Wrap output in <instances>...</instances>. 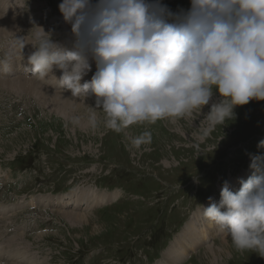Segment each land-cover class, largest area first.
I'll return each mask as SVG.
<instances>
[{
	"label": "rangeland",
	"instance_id": "obj_1",
	"mask_svg": "<svg viewBox=\"0 0 264 264\" xmlns=\"http://www.w3.org/2000/svg\"><path fill=\"white\" fill-rule=\"evenodd\" d=\"M4 1L6 9L0 6V14L7 18L15 14L17 22L24 25L19 33L0 36L9 48L24 45L21 54H25L26 46L30 53L35 34L40 31L36 27L50 33L53 41L71 48L70 25L64 23L57 7L61 0ZM161 2L173 12L190 6V0ZM5 48L0 47V57L7 55ZM6 59L13 62L10 56ZM90 63L96 71L95 63ZM24 71L14 70L9 77L21 73L42 82ZM92 75L88 72L85 76ZM0 86V264H162L156 261L164 253V264H169L170 254L179 251L176 239H182V228L188 223L187 232L197 231L203 242L196 250L186 251L190 255L180 259V264H264V257L255 252L237 251L230 238L219 235L210 224L208 237L200 229L201 218L206 220L200 205L207 207L209 197L218 202L224 182L230 185L235 181L238 185V179L246 180L252 173L250 156L264 155V147L260 146L264 140V100L236 107L233 120L217 125L203 137L201 130L207 126L203 114L209 105L199 117L162 119L115 132L102 122L94 129L89 126L87 117L89 107L95 106L94 97L78 99L80 110L61 114L33 95L26 97ZM47 86L71 96L69 91ZM216 98L214 93L213 100ZM73 117H79V123H74ZM98 117L102 121L103 113L98 111ZM145 131L151 133V141L135 146L133 138ZM219 175L222 177L216 179ZM224 176L225 180L220 181ZM219 181L222 184L217 186ZM144 187L152 188L155 204L152 196L148 198L150 193L135 194L142 193ZM87 191L88 196L96 193V197L109 193L110 205L90 206ZM67 193L84 198L77 211L86 212L87 224L66 220L56 211L59 209L53 211L56 204L46 202L43 208L29 202L35 197L56 199ZM147 198L151 204L143 201ZM71 206L60 208L67 212L73 210ZM150 226L151 232L140 234ZM223 237L227 246L218 251L216 260L205 257L204 247H216ZM12 250L21 253L15 257L19 262L8 254Z\"/></svg>",
	"mask_w": 264,
	"mask_h": 264
},
{
	"label": "clouds",
	"instance_id": "obj_2",
	"mask_svg": "<svg viewBox=\"0 0 264 264\" xmlns=\"http://www.w3.org/2000/svg\"><path fill=\"white\" fill-rule=\"evenodd\" d=\"M57 7L70 25L71 48L35 26V51L24 69L42 81L53 78L75 99L94 97L87 117L93 129L102 122L121 132L199 117L209 105L201 130L206 137L233 120L236 107L264 100V0H190L177 12L161 0H61ZM90 61L96 71L81 83ZM9 68V60L0 58V70ZM54 70L61 72L59 80ZM150 141L145 131L132 143ZM249 168L237 191L225 181L219 201L209 197L200 208L237 251L264 257V155L250 156Z\"/></svg>",
	"mask_w": 264,
	"mask_h": 264
},
{
	"label": "bare ground",
	"instance_id": "obj_3",
	"mask_svg": "<svg viewBox=\"0 0 264 264\" xmlns=\"http://www.w3.org/2000/svg\"><path fill=\"white\" fill-rule=\"evenodd\" d=\"M4 5H5V1L4 0H0V6L2 8L6 9V7ZM16 13H18V12H16ZM15 16L16 15L13 14L12 18H7L4 15L0 14V36L6 37V36H9V35H13L14 33H19L24 28V27H21V26H24L22 23L17 22V19H16ZM0 45H3V46H0V47H4V48L6 47L7 50H8L7 55H4V53H3V55L0 58H8V56L13 58V62L9 63L10 64L9 70L7 72H3V71L0 72V75L3 76L2 78L3 79H7V80H2V78H0L1 79L0 80V84L5 86L4 88H7V89H9L11 91L15 90L17 92H20L21 94H23L26 97H30L31 95H33V96H35V98L40 103H42L43 105H46V106H50V108L53 107L55 110H57L61 114H64L65 112L70 114V112L72 113L74 111H77V110L81 109V105L79 104L80 102H79L78 98L75 99V98L71 97L70 95H68V92H67V94H65L64 92L62 93L61 91H55L54 89H51L50 87L47 86V85H49V86L54 87L55 89H58L56 84H55V80L53 78H52L53 82H51V83H49L48 81L47 82L46 81H42L41 83H38L32 77L27 78L28 76L25 77L26 75L24 76L21 73H15V72H18V71L22 70L25 67H30V65H28V57L35 51V48H33V50L29 53L27 51V46H26L24 48V51H25L24 53L25 54H20L19 52H20V48L21 47H16V45H13V47H12L13 49L9 48L7 42H5V41L2 42L1 40H0ZM14 67H15V69H13ZM14 70H15L14 73L16 74V76L14 75L13 78H10L9 76L13 75L12 71H14ZM24 72H26V71H24ZM55 72L56 73H55L54 77H55L56 80H59V78L61 76V73L58 72V71H55ZM94 72H95L94 67L91 65V71H89V73L90 74H94ZM90 79L91 78H89V77L87 78V80H90ZM234 182H230L229 188L232 189V190L233 189L238 190L239 187H240L239 179L237 180L238 185H236ZM96 188H98V187H96ZM98 189H101V188H98ZM87 193H88V191L85 193V196L87 198L90 197L89 198V200H90L89 204H91L90 206H92V205L93 206H99V205H105V204L107 205V204H109V203H107V202H109L108 198L111 197V195L109 193H105L103 195L100 194L99 197H96L97 196L96 193H94V194H92L90 196H88ZM47 195H49V194H47ZM47 195H40V196H47ZM50 195H51V193H50ZM57 196H63V195H57ZM37 197H39V196H37ZM53 197H56V196H53ZM118 197H119V194L117 195L116 198H113L112 201H116V199ZM83 201H85L84 198L75 197L74 193L73 194L72 193H67L66 196L58 197L56 199L49 198V197H44V198H36L35 197V199L33 201H29V202H31L32 205L33 204L34 205H39V206H41L43 208H46L44 206L46 202L49 203V204L50 203L56 204L58 207H53L52 208L53 211H55V209H59V210H56V211L60 212V214H62L66 218V220H69L73 224H81V225H83V223L87 224L88 221H89L86 212L77 211V208H80L81 205L83 206V203H80V202H83ZM112 201H110V202H112ZM92 203H95V204H92ZM71 204L74 205V206H71V208L73 210H71V211L67 210V212L66 211H61L62 208H60V207H64L66 205H71ZM90 206L87 205V207H90ZM105 207H103V208H105ZM16 210H17V208H16ZM3 216H4V214H3ZM190 216H192V214ZM188 224L186 225V228H184V227L182 228V230L184 231L183 232L184 235H183L182 239H180V238L176 239V241L178 240L177 249L179 251H177L178 253L177 252H173L172 254H170L172 256L167 261V262H169V264H180V259L183 261V259H187L189 257V255H190L186 251L189 250V252H192V251L196 250L195 247L197 245H199V242L200 241L203 242V236H201V234L198 233L197 231H193L192 230L193 232H191V234L187 232V230L190 228V224L189 225ZM200 229H201L202 233H204V235L206 236L207 235V231L209 229V223L206 224V220H204L203 218H201V220H200ZM215 231L219 232L220 233L219 235H225L224 233L220 232L217 229ZM185 233H186V235H185ZM40 234H42V233H40ZM217 235H218V233H217ZM217 235H215V236H217ZM197 236L200 237V240H197ZM206 237H208V236H206ZM213 237H214V234H212L211 238H213ZM221 239L222 240L220 241V244L216 245V247L211 246V245H207L206 247H204V248H206L205 251H204V256L205 257L208 256L211 260H214V261L216 260V258L218 256V251H223L224 248L227 246V243H226L227 241H225L226 239L224 237L221 238ZM9 244H11V243H9ZM174 244H175V242H174ZM6 251H7V249H6ZM14 251L15 250H12V251H10L8 253L9 255H14L13 259H15V257H17L18 253H19V251H16L15 253H14ZM19 254H21V253H19ZM164 254H163L162 258L160 260L156 261V262L164 264V258H163ZM15 260L17 262H19L18 259H15ZM19 264H21V263H19Z\"/></svg>",
	"mask_w": 264,
	"mask_h": 264
}]
</instances>
